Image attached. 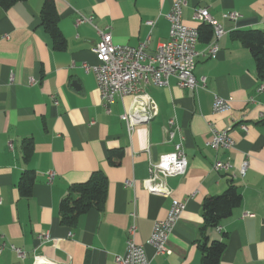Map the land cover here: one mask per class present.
I'll return each mask as SVG.
<instances>
[{"label": "crops", "instance_id": "crops-1", "mask_svg": "<svg viewBox=\"0 0 264 264\" xmlns=\"http://www.w3.org/2000/svg\"><path fill=\"white\" fill-rule=\"evenodd\" d=\"M53 1L65 39L62 49L54 47L41 23L44 0L18 1L0 12V264H113L114 256L125 252L132 214L135 241L144 245L150 264H201L203 200L230 184L240 191L241 203L217 227L206 228L207 242L226 234L220 264H264V90H259L264 78L249 49L232 36L237 29L264 33V0H186L184 24L200 26L192 15L196 7L205 6L225 31L216 56L196 60L194 76L204 77L205 85L193 91L180 87L175 78L167 86L146 85L157 114L131 132L120 115L132 96H116L106 112L93 71L82 65L98 63L93 48L98 31L105 29L116 44L136 46L148 39L146 52L154 54L168 39L166 14L175 0ZM229 12L239 17H225ZM80 17L89 21L77 23ZM207 43L198 39L196 49L204 50ZM214 95L227 100L230 109L215 113ZM173 117L184 136L187 170L167 179L169 196L152 194L143 180L149 163L174 149L178 136L169 140L165 132ZM211 127L229 129L232 147H209ZM26 139L33 143L27 161ZM116 148L123 156L113 166L107 153ZM216 161L228 163L229 169L214 170ZM25 170L35 174L27 198L17 188ZM96 170L108 181L102 209L82 214L74 227L62 224L59 203L68 187ZM48 173H53L51 182ZM128 179L134 186L124 184ZM172 199L185 201V209L168 236L169 253L157 255L147 241ZM40 232L52 239L39 243Z\"/></svg>", "mask_w": 264, "mask_h": 264}, {"label": "built area", "instance_id": "built-area-1", "mask_svg": "<svg viewBox=\"0 0 264 264\" xmlns=\"http://www.w3.org/2000/svg\"><path fill=\"white\" fill-rule=\"evenodd\" d=\"M185 4L186 0H175L172 4L170 11L166 14V19L169 22L168 39L157 48L154 54L146 52L148 39L136 46L116 44L113 42L110 29H105L98 31L100 39L93 48L98 63L93 66L82 65L86 71H93L106 112H109V105L116 96H132L129 107L120 115L128 132H131L138 124L148 123L157 114L156 104L153 100L150 110H142V94L146 93V85L167 86L170 78H175L180 87L193 91H197L205 85L204 77L198 79L194 76L196 60L200 56L214 58L218 51V40L225 31L210 15L207 7H196L192 15L193 20L210 25L212 29L211 40L204 50L198 51L196 49L199 39L198 27L188 26L182 22V8ZM225 17L236 20L239 14L229 12L225 14ZM83 21H89V19L80 17L76 22ZM259 90H264V85H261ZM53 103L57 105L58 100L54 98ZM212 109L215 113H221L230 109V104L227 100L214 95ZM241 128L246 130L244 124H241ZM210 131L211 139L207 142L209 147L215 150L232 147L234 141L229 134V129L219 130L211 127ZM165 132L169 140H172L175 135L178 136V139L173 144V151L162 154L156 162L149 163V175L143 180V187L149 193L169 196L171 190L167 185V179L183 176L187 170V159L184 150V136L174 117L168 119ZM9 147H11V143H9ZM229 167L228 163L220 161H216L213 166L216 171H226ZM245 169L246 162L241 166L242 175L245 173ZM52 178L53 173H48V182H51ZM124 184L134 186V180L128 179ZM185 205V201L172 199L166 216L154 222L147 243L154 248L155 254L169 253L168 236L184 211ZM245 215L248 216L249 213ZM132 219L133 221L127 229L125 252L123 255H115L113 264H150L144 245L137 243L134 238L137 228L135 214H132ZM69 235L71 236V233ZM36 239L39 243H44L52 238L48 232H40ZM3 246L4 243L0 245V248ZM10 247L20 257L24 256V252L20 248L14 245H10ZM40 264H50V260Z\"/></svg>", "mask_w": 264, "mask_h": 264}, {"label": "trees", "instance_id": "trees-1", "mask_svg": "<svg viewBox=\"0 0 264 264\" xmlns=\"http://www.w3.org/2000/svg\"><path fill=\"white\" fill-rule=\"evenodd\" d=\"M18 1L23 0H0V12ZM40 19L44 29L50 34L54 47L62 49L65 39L58 27L57 12L53 0H44ZM198 31L200 40L205 42L211 40L210 25L202 23L198 26ZM232 36L249 49L258 75L264 78V33L258 29H237L232 32ZM32 149V140H24L23 158L25 161L31 156ZM122 156L121 148L110 149L107 153V162L113 166L118 165ZM34 179L35 174L32 170H25L22 173L17 183L21 197L27 198L31 195ZM107 186V178L101 170L94 171L86 181L71 184L59 203L60 222L68 227H74L82 214L91 209L101 210L106 200ZM241 200V193L234 184H230L221 194L207 196L203 200V224L200 227L202 241L198 244L201 251V264H220L222 253L226 247L224 240L226 234L223 235L222 240L207 242L206 228L217 227L222 219L232 214L233 209L241 203Z\"/></svg>", "mask_w": 264, "mask_h": 264}, {"label": "bare ground", "instance_id": "bare-ground-1", "mask_svg": "<svg viewBox=\"0 0 264 264\" xmlns=\"http://www.w3.org/2000/svg\"><path fill=\"white\" fill-rule=\"evenodd\" d=\"M151 102L152 101L148 97L147 93H143L142 94V110H150L151 109ZM50 264H60V263H57L54 260H50ZM64 264H66V263H64Z\"/></svg>", "mask_w": 264, "mask_h": 264}]
</instances>
